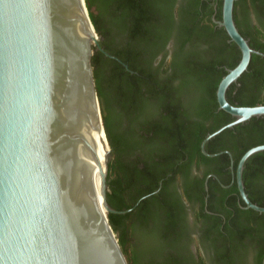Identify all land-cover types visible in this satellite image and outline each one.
<instances>
[{
  "label": "trees",
  "instance_id": "16d2710c",
  "mask_svg": "<svg viewBox=\"0 0 264 264\" xmlns=\"http://www.w3.org/2000/svg\"><path fill=\"white\" fill-rule=\"evenodd\" d=\"M221 1L83 0L98 45L128 69L92 48V76L111 157L105 198L114 211L132 208L122 215L107 214L127 264H151L148 260L155 254L151 247L136 250L132 241L138 234L151 242L157 239L160 245L174 242L180 218L174 183H180L184 196L201 212L206 175H215L222 185L229 183L228 156L208 158L199 150L207 134L233 120L217 110L215 100L225 69L234 68L240 58L224 30L211 22L212 15L220 20ZM250 15L257 20L253 29ZM232 19L249 48L264 54V0H236ZM168 40L174 49L170 60L153 67L155 56H165ZM236 84L225 92L229 104L264 106V58L252 55ZM259 145H264V117L223 130L204 150L228 151L234 169L245 151ZM191 167L197 177L189 176ZM263 179L264 152H260L246 161L242 171L244 192L258 207H264V186L259 183ZM158 182L160 187L152 194ZM207 189V211L214 214L220 209L234 216L221 232L219 218L203 214L211 220L208 232L215 235L217 260L227 264L230 242L264 233V214L238 207L243 203L233 198L238 197L234 183L223 189L209 178ZM263 252L255 264H260ZM175 259L167 252L159 264H179Z\"/></svg>",
  "mask_w": 264,
  "mask_h": 264
},
{
  "label": "water",
  "instance_id": "95a60500",
  "mask_svg": "<svg viewBox=\"0 0 264 264\" xmlns=\"http://www.w3.org/2000/svg\"><path fill=\"white\" fill-rule=\"evenodd\" d=\"M235 1L222 0L220 20L210 18L240 58L215 90L217 109L233 120L204 137L205 157L215 156L204 146L223 130L264 117V106L225 99L250 57L264 58L238 33ZM93 47L120 63L98 45L83 0H0V264H127L107 214L132 208L114 211L105 198L111 157L99 130ZM260 152L264 145L245 151L233 177L242 209L264 214L241 180L246 161ZM103 170L99 207L87 186Z\"/></svg>",
  "mask_w": 264,
  "mask_h": 264
},
{
  "label": "flooded vegetation",
  "instance_id": "af4514ba",
  "mask_svg": "<svg viewBox=\"0 0 264 264\" xmlns=\"http://www.w3.org/2000/svg\"><path fill=\"white\" fill-rule=\"evenodd\" d=\"M176 1L178 2L179 0H176ZM249 23L252 29L257 25V20L254 18L253 15H250ZM173 51L174 49L172 46V41L168 40V42L164 46L165 56H163V54H158L157 56H155L152 61V66L153 67L157 66L161 61L165 63L168 62L171 58ZM236 82L234 83V85H237ZM258 118H261V117H258ZM258 118H255V119H258ZM219 154H226L228 156L229 164L227 167V171L229 172V178H230L229 183L228 185H222L220 180L215 175H212V174L206 175L203 181V184H202V190L204 192L203 199H202L203 201L202 212L201 210L199 211V206L196 203H194L191 200H188L186 196H184L183 188L181 189L180 183L179 182L174 183V189H175L174 197L177 199V203L180 208V218L176 222L177 234L175 236V240L173 243H168L166 245H160L157 239H156V242L154 241L151 242V240L149 241L147 240V238H144L143 236L142 237L138 236L139 234L135 236L136 238L134 237V240L132 241V243L134 244L136 250L137 249L144 250L148 247H151L155 251V254L150 257L151 258L150 260H148L151 264L152 263L159 264L160 262H162L167 252L171 253V255L174 258H176L175 260H177L179 264H221L220 262H218L217 257L215 255V251H216L215 248L217 246V249H218V245L214 247V244L212 243L213 237H215V235L208 232V230L211 228L210 227L211 220L210 218H206L203 215L205 214L207 216H216L217 218H219L220 224H219L218 229H220L221 232L223 231V228H222L223 224L226 223L228 220L231 221L234 217L233 214L226 216V214H223L220 211V209L218 210V212L214 214L209 213L206 209L207 198H208L207 180L209 178L214 179L219 184V186L223 189H228L233 183L236 188L235 180L233 177L236 166L233 169V166H232L233 161H232L231 154L228 151H221L214 155L217 156ZM208 158H212V157H208ZM189 176L191 177L198 176L194 167L190 168ZM241 180H242V173H241ZM259 183L264 186V179ZM160 184L161 182H158V187L152 194H155L157 192L158 188L160 187ZM242 185H243V182H242ZM243 190H244V186H243ZM237 196H238V192H237ZM214 197H218V194L216 193ZM233 198L235 199L237 203L240 200L239 196L237 197V199L235 198V196H233ZM243 206L238 204V207L241 210H245V209H242ZM246 210H249V209H246ZM200 214L201 216L197 217ZM256 237L257 235L256 236H246L243 238L241 237L239 239L240 241L234 242V244L230 242L229 248H232L231 250L232 253L227 258V264H255V258H257V254L260 252V250L261 251L264 250V233H260V237H257V238ZM141 246H144L145 248ZM143 260L145 259L143 258ZM140 261H142V258ZM260 264H264V252L262 253Z\"/></svg>",
  "mask_w": 264,
  "mask_h": 264
},
{
  "label": "bare ground",
  "instance_id": "6f19581e",
  "mask_svg": "<svg viewBox=\"0 0 264 264\" xmlns=\"http://www.w3.org/2000/svg\"><path fill=\"white\" fill-rule=\"evenodd\" d=\"M96 115V114H95ZM97 118V122L99 125V121H98V117L96 115ZM99 130H100V135L104 141V144L106 146V149L108 151V144L106 143L107 141L105 140L104 134L102 129H100V125H99ZM110 148V147H109ZM105 170V169H104ZM104 170L101 171L99 174H97L94 178H92L87 186L88 188V193L93 196L95 202L97 203V205L100 207V202H101V197H102V192H103V188H102V174L104 173Z\"/></svg>",
  "mask_w": 264,
  "mask_h": 264
},
{
  "label": "rangeland",
  "instance_id": "374dc122",
  "mask_svg": "<svg viewBox=\"0 0 264 264\" xmlns=\"http://www.w3.org/2000/svg\"><path fill=\"white\" fill-rule=\"evenodd\" d=\"M139 239H140V237H139ZM141 247L145 248L144 246H141Z\"/></svg>",
  "mask_w": 264,
  "mask_h": 264
}]
</instances>
